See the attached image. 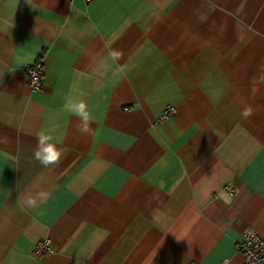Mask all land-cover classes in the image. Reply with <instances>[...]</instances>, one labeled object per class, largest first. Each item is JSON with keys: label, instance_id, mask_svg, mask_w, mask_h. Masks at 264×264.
<instances>
[{"label": "crops", "instance_id": "0c3cea01", "mask_svg": "<svg viewBox=\"0 0 264 264\" xmlns=\"http://www.w3.org/2000/svg\"><path fill=\"white\" fill-rule=\"evenodd\" d=\"M40 132L58 165L34 159ZM248 230L264 237V0H0V264H242Z\"/></svg>", "mask_w": 264, "mask_h": 264}, {"label": "built area", "instance_id": "2783aa9c", "mask_svg": "<svg viewBox=\"0 0 264 264\" xmlns=\"http://www.w3.org/2000/svg\"><path fill=\"white\" fill-rule=\"evenodd\" d=\"M93 0H85L91 3ZM26 80L29 88L34 92H39L44 87V64L42 57L26 68ZM177 110L172 106L166 107L153 126L165 121L171 116L176 115ZM223 192L229 196L234 195V189L230 185L223 187ZM236 251L242 256V264H264V237L259 236L254 231L248 230L243 234L241 241L235 245ZM53 253L51 240L45 238L39 241L31 252L34 257H42Z\"/></svg>", "mask_w": 264, "mask_h": 264}, {"label": "clouds", "instance_id": "9594fccd", "mask_svg": "<svg viewBox=\"0 0 264 264\" xmlns=\"http://www.w3.org/2000/svg\"><path fill=\"white\" fill-rule=\"evenodd\" d=\"M111 58L113 61L117 62L121 59V53L118 50L113 49L111 52ZM82 95L84 94L81 93V96ZM63 108L78 119L79 123L77 128L82 135L90 134L92 132L93 116L91 115L85 100L78 99L72 95H67L65 97ZM253 114L254 113L250 107H245L241 111V117L243 119H249ZM51 141V135L45 132L37 134V147L34 150V159L45 168L58 165L63 155L61 150ZM45 198L46 193L42 191L36 193L35 196L29 195L24 199L23 206L29 209L34 208L37 205L38 199L43 200Z\"/></svg>", "mask_w": 264, "mask_h": 264}]
</instances>
